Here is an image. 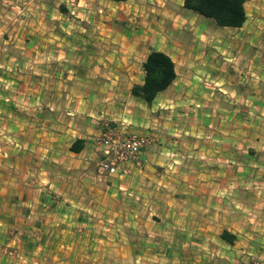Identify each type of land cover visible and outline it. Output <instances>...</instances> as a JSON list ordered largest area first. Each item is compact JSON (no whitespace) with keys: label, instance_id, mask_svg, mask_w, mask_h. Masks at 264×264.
Returning <instances> with one entry per match:
<instances>
[{"label":"crops","instance_id":"0c3cea01","mask_svg":"<svg viewBox=\"0 0 264 264\" xmlns=\"http://www.w3.org/2000/svg\"><path fill=\"white\" fill-rule=\"evenodd\" d=\"M73 1L80 9L70 21L61 9ZM94 2L0 0V51H9L0 58V264H249L251 256L264 264V167L248 162L264 154V91L218 94L239 77L254 88L264 81V0L246 2L238 29L216 27L183 0H104V26H94L82 9ZM118 11L127 22L114 30ZM191 31L200 43L172 39ZM184 47L223 62L213 75L208 60L180 56ZM151 51L171 58L176 79L146 105L131 89ZM210 76L217 88L204 94L197 83ZM103 119L155 140L140 168L97 175ZM178 145L191 164L215 168L181 175ZM245 177L254 181L242 188Z\"/></svg>","mask_w":264,"mask_h":264},{"label":"rangeland","instance_id":"374dc122","mask_svg":"<svg viewBox=\"0 0 264 264\" xmlns=\"http://www.w3.org/2000/svg\"><path fill=\"white\" fill-rule=\"evenodd\" d=\"M135 1H136V3H139V0H135ZM74 3H76V1L67 3L66 6L69 9H65L64 10L65 11V14L69 17L68 19H70V21H72L71 20V17H74L77 14V12H78L75 9V8H78L77 6L76 7L71 6V4H74ZM91 4L92 5H90L89 8L86 7V6H88V4H86L85 6H82V9H85L87 11L90 10L91 12L94 13L93 14V17L90 19L91 23L94 24V26L96 25V26L103 27L104 26L103 19L106 16L105 12L108 11L109 8L106 7V4L104 3V0H95V2L94 3H91ZM139 4H141V3H139ZM78 9H80V8H78ZM116 15H117L118 19H114V20L112 19V27H113L114 30L115 29H120L121 24H124L125 25V23L127 22L126 19H125V18H127V16H126L127 13L126 14H123L122 11H118V13ZM99 17H102L101 20H100ZM189 21L191 23L190 25L193 24L192 26L196 27V30L195 31H198V33H200L202 30H206V29L210 31V27H209L208 23L206 21H204L203 19L202 20L200 19V21H196V20L190 19ZM129 23H132L133 26L135 25L134 24V20H131ZM195 31H193V32L192 31L191 32H187L185 34H179L178 36H173L172 39L175 40V42L177 44H180L181 46L187 45V47L190 44L194 45V44L200 43L198 41V39H195L194 38V36H195L194 33H196ZM56 32H59V30L56 31ZM115 33H118V32H115L114 31V34ZM194 39L196 40V42L194 41ZM68 42H69V40H68ZM262 45H264V43H261V47H263ZM7 46H5L4 50L0 51V58H5V55L8 54L9 51H8V47ZM179 48L181 49V47H179ZM205 53L206 52L204 50H201L200 48H198L197 51L194 52V51H192L190 49H187V48L185 49V47L182 48V50L180 51V53L178 52V54L180 56H183V57L187 56V59L190 58V55H192L194 57H197L198 58L197 60H200V59H202V60H208V63L211 66L213 65V67L212 68H209V70H211L210 71L211 74L213 73V75H214V72H216V70L214 69V68H216L215 62L218 61V60H219V62H223V61H221L222 60L221 58L223 57V55L212 51V52H210V54H209V56L207 58ZM261 59L262 60L264 59V55H261ZM232 70L233 69H230V68L228 69L229 74L230 75L236 74V72L235 71H232ZM258 72L260 74L261 73L264 74V65L261 66L260 68H258ZM238 80L243 83V81L240 79V77L238 78ZM215 82H217V81L214 80V82H213V80H212V78L210 76L209 78H201V80L197 83V85L198 86L202 85L204 87L203 88L204 90H202V91L205 92L204 94H206L207 91L205 90V88H207V89H211V88H215L216 89L217 88V87H214ZM232 82L233 81H230L229 82L230 84L229 83H225L223 85H220L221 86L220 88L224 91V93H222V91H220L219 93L218 92H215L214 94L218 93V94H224V96H226L227 94H230V92H231L232 94H245V96H247L248 94H250V91L251 90H262V91H264V81H260L259 83L255 84V86H258V87L260 86L259 88L258 87L257 88H254L253 85H251V84L249 86H245L242 83L239 84V83L236 82V80H235L236 85H233ZM9 89H10V87L7 90H3V92L5 94H13V93H10L9 92ZM225 100H226L225 101L226 103H228L229 101H233L232 98L228 99V97H226ZM244 101H246V100L244 99ZM244 101L241 99V101L239 100L238 102L233 103L232 105H229V106L236 107V108L239 109L240 107H243V105H241V104H245ZM103 120H107V119H103ZM263 127H261V129H263ZM225 132H228V135H230L231 133L233 135L234 134V129L227 130V131L225 130ZM262 133L264 134V132H262ZM172 138L173 137H168V139H170V140H165V144L167 145L168 142H171L172 143V141H173ZM227 140L228 141H226V142H230L229 139H227ZM154 142H155V140H154ZM182 143H184V141H182ZM187 150L188 149L185 148V147H183L182 145H178L177 146V152L180 154L178 159H181L180 157H182L181 160H183L180 163V169H182V172H180L181 175H183L186 172L190 171V167L191 168H195L196 167L195 165H197V167L200 168V169L208 170V171H210L212 168H215V166H216L215 163L208 164V163H210V161H204V159H199V158L193 160V161H196L195 164H191V159L187 157L188 156L187 153H186ZM263 151H264V149H263ZM168 158H170V157L168 156ZM239 161L243 162V160H241V159H239ZM248 162L251 163V164L257 162L258 166L264 167V154L256 157L253 160L250 159V160H248ZM260 167L251 169L252 171H250V173H252V172H254V173L258 172ZM259 173L261 175V176L259 175L260 176V181H262L264 179V175L262 176V174H264V171H260ZM248 178L245 177L244 180H241V182H242L241 187L242 188H244V185L251 184V181H254L253 179H250L251 177H248Z\"/></svg>","mask_w":264,"mask_h":264},{"label":"trees","instance_id":"16d2710c","mask_svg":"<svg viewBox=\"0 0 264 264\" xmlns=\"http://www.w3.org/2000/svg\"><path fill=\"white\" fill-rule=\"evenodd\" d=\"M124 2L126 0H110ZM249 0H183V9L206 20L214 22L218 28H241L246 21L244 6ZM63 13L65 11L61 9ZM143 83L134 85L131 95L146 105H151L156 96L165 91L176 79L174 63L166 54L151 51L142 64ZM79 141L71 146L72 152H79L83 145ZM221 240L233 244L234 238L223 232Z\"/></svg>","mask_w":264,"mask_h":264},{"label":"built area","instance_id":"2783aa9c","mask_svg":"<svg viewBox=\"0 0 264 264\" xmlns=\"http://www.w3.org/2000/svg\"><path fill=\"white\" fill-rule=\"evenodd\" d=\"M99 128L94 141L100 154L95 165L99 177L117 175L129 162L142 166L143 152L153 142L151 136L128 133L126 123L119 120H101ZM249 260V264H259L255 256Z\"/></svg>","mask_w":264,"mask_h":264}]
</instances>
